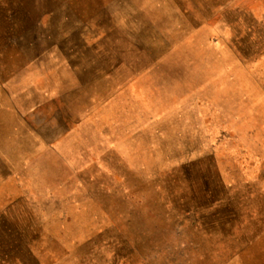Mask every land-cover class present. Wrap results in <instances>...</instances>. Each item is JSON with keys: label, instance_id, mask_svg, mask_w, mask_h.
Instances as JSON below:
<instances>
[{"label": "rangeland", "instance_id": "obj_1", "mask_svg": "<svg viewBox=\"0 0 264 264\" xmlns=\"http://www.w3.org/2000/svg\"><path fill=\"white\" fill-rule=\"evenodd\" d=\"M0 264H264V0H0Z\"/></svg>", "mask_w": 264, "mask_h": 264}]
</instances>
